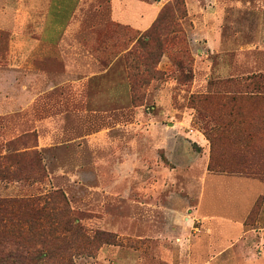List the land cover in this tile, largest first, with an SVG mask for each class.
<instances>
[{
    "label": "rangeland",
    "instance_id": "1",
    "mask_svg": "<svg viewBox=\"0 0 264 264\" xmlns=\"http://www.w3.org/2000/svg\"><path fill=\"white\" fill-rule=\"evenodd\" d=\"M165 1L149 37L0 31V198L40 200L28 264H264V193L206 178L193 138L263 182L264 0Z\"/></svg>",
    "mask_w": 264,
    "mask_h": 264
},
{
    "label": "crops",
    "instance_id": "2",
    "mask_svg": "<svg viewBox=\"0 0 264 264\" xmlns=\"http://www.w3.org/2000/svg\"><path fill=\"white\" fill-rule=\"evenodd\" d=\"M149 1L22 0L17 9L7 3L0 7V31H41L42 37L50 39L48 44L51 45L60 43L66 37H76L84 31H94L109 22L144 32L151 27L167 2L156 0L150 3ZM15 34L20 35L19 32ZM194 135L196 137L193 138L197 142L195 144L200 149H204L203 158L199 160L205 161L206 178L255 184L258 188L257 193H264V180L262 182L257 178H246L238 174L231 177L210 171V143L203 134ZM253 198V196L249 199L244 197L246 205ZM239 241L240 239H236L234 243L229 242V246H235ZM261 260H264V256ZM253 262L255 261L246 260L241 261L240 264H253Z\"/></svg>",
    "mask_w": 264,
    "mask_h": 264
},
{
    "label": "trees",
    "instance_id": "3",
    "mask_svg": "<svg viewBox=\"0 0 264 264\" xmlns=\"http://www.w3.org/2000/svg\"><path fill=\"white\" fill-rule=\"evenodd\" d=\"M175 4L177 12L181 16H184L185 12L182 9V1L176 0ZM166 16L167 12L164 8L152 27L147 31L148 37L153 35L164 24ZM205 135L212 142L206 133ZM5 159L7 158L0 157V161ZM212 161L213 158H211L209 170L214 172ZM39 201L0 198V264H15V262L18 264H28L30 262L31 233L35 231V227L30 224L29 216L34 215L32 211ZM34 213L35 215H41L42 211L37 209ZM40 238H43V235ZM37 244L39 246L45 245L39 239L37 240Z\"/></svg>",
    "mask_w": 264,
    "mask_h": 264
}]
</instances>
